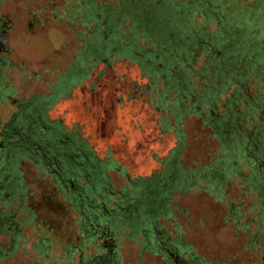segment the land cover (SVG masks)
<instances>
[{
  "label": "rangeland",
  "instance_id": "374dc122",
  "mask_svg": "<svg viewBox=\"0 0 264 264\" xmlns=\"http://www.w3.org/2000/svg\"><path fill=\"white\" fill-rule=\"evenodd\" d=\"M115 1L0 0V28L4 29L7 44L0 49L1 127L18 105L31 97L33 103L51 93L81 56L86 39L92 34L89 3L95 2V9ZM232 1L245 4V0ZM232 4L229 3L233 7ZM123 24L121 30L125 31L129 21L124 20ZM213 25L207 31L211 32ZM259 42L264 49V39L259 38ZM148 44L139 39L137 46ZM204 59L197 57L192 70L197 72ZM106 61L85 55L81 78L44 108L46 118L59 128L60 135L70 136L79 145L77 154L85 153L101 164L95 175L97 188L92 205L84 211L99 213L98 205L104 198V208L109 211L116 203L121 204L126 192L136 195L142 190L143 183L137 185L141 178L168 168L177 169L188 179L170 189L167 209L156 217V227L169 239L181 243L180 258L191 259L195 264H264L261 183L249 181L255 169L264 177V162L260 167V160L252 157L255 147L247 148L239 158L228 159L219 150L213 130L205 124L206 112L222 115L226 110L225 99L234 84L216 96L212 112L213 106L200 98L195 99L196 111L188 110L176 117L172 104L178 97L174 90L165 91L163 108L157 106L166 89L164 79L144 74L136 64L117 54ZM204 79L195 73L186 86L194 93L203 89ZM246 83L247 96L261 95L260 90H264V83L253 74ZM191 101L186 97L181 104ZM244 105L245 101L237 108ZM258 117L263 119L264 109L258 111ZM262 157L264 161V154ZM2 161L6 163L0 157V173L4 168ZM227 161L234 165L228 173L224 168ZM51 168L56 169L54 165ZM53 169L42 170L28 159L17 163L16 170L22 172L28 187L18 209L17 199L9 202L19 228L18 239L0 264H79V254L85 261L90 254L105 251V237L115 253L116 264L174 263L162 248L142 249L144 237L137 229L129 235L128 226L121 224L100 234L95 229L97 225L83 226V202L76 204L78 207L65 198L70 188L66 181L63 188L55 184ZM218 171L223 179L214 181ZM75 181L84 184L81 177ZM119 211L118 208L116 212ZM142 227L148 235L152 234L149 218L143 219ZM88 229L93 232L85 238ZM8 234H0V245L8 244Z\"/></svg>",
  "mask_w": 264,
  "mask_h": 264
},
{
  "label": "trees",
  "instance_id": "16d2710c",
  "mask_svg": "<svg viewBox=\"0 0 264 264\" xmlns=\"http://www.w3.org/2000/svg\"><path fill=\"white\" fill-rule=\"evenodd\" d=\"M120 1L100 4L95 9L93 8L95 2L89 3L93 31L91 37L97 39L90 55L92 58L96 60L103 58L108 62L117 54L136 64L144 74L164 79L166 89L159 96L157 106L163 108L166 102L165 91L174 90L178 97L172 104L176 117H180L188 110L196 111L195 99L201 98L206 104L213 106L216 96L233 83L235 87L225 99L226 110L222 115L206 112L205 124L213 130L219 141V150L222 154L228 155V159L239 158L247 148L252 149L258 145V137L260 143L264 144V133L262 130L257 133V129L262 127L257 116L258 111L264 109V90H260L261 95L247 96L245 93L246 79L252 74L264 83V49L259 42V38L264 39V0H245L244 5H237L232 0H129L126 3L124 0ZM229 3H234L233 7ZM121 6H126L128 11L117 19L114 17L115 12ZM107 11L109 15L106 17ZM195 19L198 23L194 22ZM124 20L129 21L125 31L121 30ZM211 23L214 25L209 32L207 27ZM104 33L106 36L102 38ZM139 39L146 40L149 44L138 47ZM200 56H204L205 61L195 72L191 66ZM195 73L205 76V79L202 82L203 89L193 93L186 86V81ZM48 95L51 96L52 92L36 99L39 101ZM186 97L191 98L190 104H181ZM243 101L245 105L237 108ZM20 105L18 111L25 113L26 109L29 110L22 109ZM18 117L23 120L21 113ZM42 120L38 123V130L40 132L46 130L45 135L55 130L54 138L57 141L51 142L55 146L63 145L60 143V139L63 138L60 137L59 128L51 125L45 115ZM248 122L250 123L247 126ZM17 137L15 133L13 139ZM45 143L42 147L48 148ZM66 143L68 145L69 141ZM70 146L71 149L76 148V152L79 150V145L75 142H71ZM2 153V160L6 161L2 163L7 167L10 164L5 155L6 150L4 149ZM78 155L81 159L84 158L82 154ZM223 158L224 156L219 160L221 163L224 161ZM225 159L228 160L226 157ZM38 163L41 166L37 164V167L42 170H50L54 165L43 166L42 160ZM224 165L227 173L234 168L231 161L224 162ZM66 167L69 168V164ZM54 175L55 184L63 188ZM222 177L223 174L218 171L214 181H219ZM249 181L254 183L252 178ZM69 195L68 191L65 198L76 205L77 203L70 200ZM71 195L77 202V196ZM134 196L133 193L126 192L119 207L125 205L126 210L129 209L131 212ZM139 208L145 209L143 204ZM141 216L147 217L146 213Z\"/></svg>",
  "mask_w": 264,
  "mask_h": 264
},
{
  "label": "flooded vegetation",
  "instance_id": "af4514ba",
  "mask_svg": "<svg viewBox=\"0 0 264 264\" xmlns=\"http://www.w3.org/2000/svg\"><path fill=\"white\" fill-rule=\"evenodd\" d=\"M128 1L129 0H124L125 3ZM125 7L126 6H121V8L115 12L116 15L114 17L117 19L122 17L123 13L128 11ZM108 15L109 13L107 11L106 17ZM2 24L3 23L0 24V27ZM5 36L4 29L0 28V49L7 46V44H5ZM91 36L90 39H86L81 56L75 59L69 72L60 79L59 84L53 87L51 96L48 95L47 98H42L39 101L35 100L33 101L34 103L31 102L34 97H31V100L26 101L24 105H20L22 109L29 108V110L26 109L25 113L16 110L13 112V116H11L2 127L0 126V157L3 155L2 151L5 149L6 158L10 164L7 167L5 166L0 173V234H8L10 231L7 235L8 244L6 246L0 245V260L7 256L9 250L15 245L18 239L19 228L13 219V214L15 212L9 208V202L12 199H17L19 203L16 209L23 204L28 185L22 178V172L16 170V167L20 159L30 158L36 166H38L37 164L40 160H42L43 166L48 165L51 167L52 164L55 165L56 169H51H53V172L55 173L54 176H56V179L61 184L64 185V182H67L65 185H68L70 188V200L78 205L83 202V206L80 207V213L84 218L83 226L89 224L94 228V225H97L95 229L101 234L103 231H108L110 228L113 229L117 226L119 227L121 224L126 225L130 229L129 235H133L134 229L143 233L144 241L142 242V249L149 251L162 248L165 255L173 257V264H195L191 259H181L178 246L180 242L175 241L174 239H169L164 235L163 231L156 227V217L167 209V197L170 189L186 182L188 175L179 173L177 169L168 168L166 171L158 175L141 178L137 181V185L140 186L143 183V187L142 190L137 192L134 196L133 203L131 204V212L128 211L129 209L126 210L125 205L119 207V203H116L115 207L111 209L112 211H108L103 205L104 201L107 200L106 198L101 199V203L98 205V209L100 208L99 213H94L92 209H86V211H84V208L87 205H92L91 202L94 196V188H97V186L94 185L96 181L95 175L100 171L101 164L96 159L92 157L89 158L85 153L82 155L84 158L81 159L80 155L76 152V148L71 149L70 143L74 142V140H72L70 136L64 137L59 135L63 138L60 139V143L63 145L55 146L52 143L57 141V139L54 138L55 130H52L51 132L49 130L51 133L49 135H45L46 130L41 132L38 130V123L43 121L42 118L43 115H45L43 112L45 106L48 105V103H51L55 97L68 91L72 86V82L81 78L83 74L82 69L80 68L82 60L85 55H91L93 44L97 43V39L92 38ZM105 36L106 33L103 34L102 38ZM29 104H31L30 107L27 106ZM34 110L36 112H34ZM18 112L21 113L23 120L18 117ZM260 124L262 127L261 129H257V133L261 130V132L264 133V119H261ZM23 128L25 129V132L23 131ZM9 132H12L13 134L8 135ZM15 133L18 137L13 139ZM257 140L258 145H255V153L258 156L255 154L252 155V157L260 160L258 165L261 167L264 162L262 157L264 154V144L260 143L261 141L259 137ZM67 141H69L68 145H66ZM43 143H45L46 146L48 145V148L42 147ZM67 163L69 164V168L66 167L68 165ZM252 174V180L257 182V184H259V182L261 183L260 188L262 189L264 206V177L259 176L256 169L253 170ZM78 177H81L84 180V184L76 183L75 180ZM71 194L77 196V202ZM141 204L145 207L144 210L139 208ZM118 208H120L121 211L117 213L116 210ZM143 213H146L147 217H142L141 215ZM103 214H111L112 216L111 218H105ZM147 218L151 221V235H148L147 229L142 227L143 219ZM91 232H93L91 229L85 230L84 237L87 238ZM103 241H106V243H102L103 245L105 244L104 252L90 254L85 261L82 260V256L79 254L78 263L116 264L114 258L115 253L109 249L107 237H105ZM40 242H42V240ZM67 250L71 251L72 249L69 248Z\"/></svg>",
  "mask_w": 264,
  "mask_h": 264
}]
</instances>
